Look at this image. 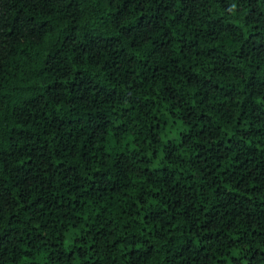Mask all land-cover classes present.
<instances>
[{
  "label": "trees",
  "instance_id": "obj_1",
  "mask_svg": "<svg viewBox=\"0 0 264 264\" xmlns=\"http://www.w3.org/2000/svg\"><path fill=\"white\" fill-rule=\"evenodd\" d=\"M0 264H264V0H0Z\"/></svg>",
  "mask_w": 264,
  "mask_h": 264
}]
</instances>
